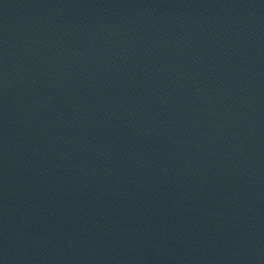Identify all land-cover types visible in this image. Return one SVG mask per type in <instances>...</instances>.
<instances>
[{
  "label": "water",
  "instance_id": "95a60500",
  "mask_svg": "<svg viewBox=\"0 0 264 264\" xmlns=\"http://www.w3.org/2000/svg\"><path fill=\"white\" fill-rule=\"evenodd\" d=\"M0 264H264V0H0Z\"/></svg>",
  "mask_w": 264,
  "mask_h": 264
}]
</instances>
